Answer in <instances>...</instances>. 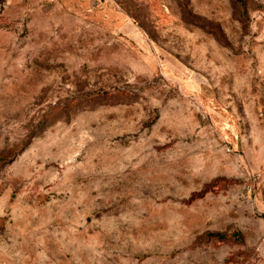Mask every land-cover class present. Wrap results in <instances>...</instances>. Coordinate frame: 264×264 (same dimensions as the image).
Returning a JSON list of instances; mask_svg holds the SVG:
<instances>
[{
	"label": "rangeland",
	"instance_id": "374dc122",
	"mask_svg": "<svg viewBox=\"0 0 264 264\" xmlns=\"http://www.w3.org/2000/svg\"><path fill=\"white\" fill-rule=\"evenodd\" d=\"M0 264H264V0H0Z\"/></svg>",
	"mask_w": 264,
	"mask_h": 264
}]
</instances>
